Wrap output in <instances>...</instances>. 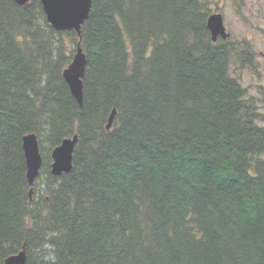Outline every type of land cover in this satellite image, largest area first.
Here are the masks:
<instances>
[{
    "label": "trees",
    "instance_id": "obj_1",
    "mask_svg": "<svg viewBox=\"0 0 264 264\" xmlns=\"http://www.w3.org/2000/svg\"><path fill=\"white\" fill-rule=\"evenodd\" d=\"M92 2L78 35L0 0V264H264V100L236 76L253 47L212 40L207 0ZM79 43L83 105L63 77Z\"/></svg>",
    "mask_w": 264,
    "mask_h": 264
},
{
    "label": "water",
    "instance_id": "obj_2",
    "mask_svg": "<svg viewBox=\"0 0 264 264\" xmlns=\"http://www.w3.org/2000/svg\"><path fill=\"white\" fill-rule=\"evenodd\" d=\"M14 1L19 6L24 7H27L30 3V0ZM41 3L48 23L56 31H75L78 35H81L82 27L89 19L93 5L92 0H41ZM208 28L214 42L217 41L218 37L227 39L230 36L226 31L221 14L216 13L209 17ZM86 65V55L79 43L73 61L64 70L63 77L70 88L72 96L80 105H83V78L85 76ZM116 115L117 110L114 109L108 118L107 131L113 128ZM78 141V135L66 138L52 151V175L59 177L71 172L73 168V155ZM23 150L26 157L27 178L32 187L30 191V196L32 197L35 180L39 176L43 165V158L36 134H28L23 138ZM4 264H27L25 246L17 254L8 257L4 261Z\"/></svg>",
    "mask_w": 264,
    "mask_h": 264
},
{
    "label": "rangeland",
    "instance_id": "obj_3",
    "mask_svg": "<svg viewBox=\"0 0 264 264\" xmlns=\"http://www.w3.org/2000/svg\"><path fill=\"white\" fill-rule=\"evenodd\" d=\"M212 14H221L224 24L232 34L233 42L250 40L253 47L255 69L236 72L241 84L248 90L250 96L264 100V25H258L259 11L256 0H207ZM264 2V0H263ZM261 16L264 17L263 13ZM227 32V33H228ZM230 35V34H229ZM261 103V102H260ZM261 111L264 113V103ZM264 124V123H260Z\"/></svg>",
    "mask_w": 264,
    "mask_h": 264
},
{
    "label": "flooded vegetation",
    "instance_id": "obj_4",
    "mask_svg": "<svg viewBox=\"0 0 264 264\" xmlns=\"http://www.w3.org/2000/svg\"><path fill=\"white\" fill-rule=\"evenodd\" d=\"M255 2H256V8L259 11V15H260L259 18H258V25L259 24H263L264 25V17L261 16V13H263V15H264V2H263V0H256ZM223 22H224V18H223ZM224 26H225V24H224ZM226 31H227V29H226ZM228 34H230V36L227 39H223L222 37H218L217 40H219V39H221L223 41L231 40L232 39V34L229 33V32H228ZM249 41L250 40H248V42ZM260 54L264 58V53L261 52Z\"/></svg>",
    "mask_w": 264,
    "mask_h": 264
},
{
    "label": "bare ground",
    "instance_id": "obj_5",
    "mask_svg": "<svg viewBox=\"0 0 264 264\" xmlns=\"http://www.w3.org/2000/svg\"><path fill=\"white\" fill-rule=\"evenodd\" d=\"M225 231V230H224ZM228 232V231H227ZM248 258V257H247ZM222 263V262H221Z\"/></svg>",
    "mask_w": 264,
    "mask_h": 264
}]
</instances>
